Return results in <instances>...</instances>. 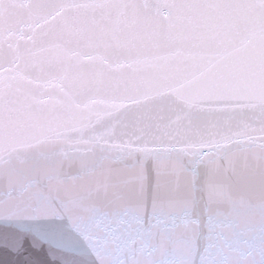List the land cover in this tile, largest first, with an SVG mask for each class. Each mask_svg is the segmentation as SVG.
I'll use <instances>...</instances> for the list:
<instances>
[{"label": "snow or ice", "instance_id": "6c2138e0", "mask_svg": "<svg viewBox=\"0 0 264 264\" xmlns=\"http://www.w3.org/2000/svg\"><path fill=\"white\" fill-rule=\"evenodd\" d=\"M0 264H264V0H0Z\"/></svg>", "mask_w": 264, "mask_h": 264}]
</instances>
